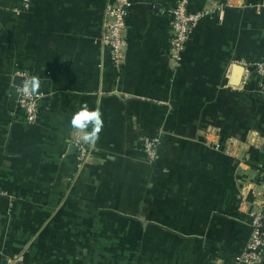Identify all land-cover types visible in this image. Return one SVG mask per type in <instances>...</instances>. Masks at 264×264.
I'll return each mask as SVG.
<instances>
[{"label": "crops", "instance_id": "1", "mask_svg": "<svg viewBox=\"0 0 264 264\" xmlns=\"http://www.w3.org/2000/svg\"><path fill=\"white\" fill-rule=\"evenodd\" d=\"M106 2L0 0V264H232L264 198V79L246 66L264 62V0H190L223 11L176 72L175 0H129L120 70ZM29 79L35 124L16 106ZM82 105L102 114L94 145L70 124Z\"/></svg>", "mask_w": 264, "mask_h": 264}, {"label": "built area", "instance_id": "2", "mask_svg": "<svg viewBox=\"0 0 264 264\" xmlns=\"http://www.w3.org/2000/svg\"><path fill=\"white\" fill-rule=\"evenodd\" d=\"M29 0H23L24 7H28ZM190 0H175V4L169 11V40L168 56L170 59V70L176 72L182 63V54L185 51L192 33L198 22L210 16L213 12L219 11L222 15V7H210L203 11L190 12ZM130 7L129 0H107L104 10V21L101 34V44L107 50L111 64L120 70L126 61L125 49L127 41L126 16ZM255 74L264 79V62L246 64ZM18 88L16 93L17 109L23 114L27 124H35L38 114L39 102L42 95L35 91L24 92V85ZM264 91V84L261 85ZM158 137L146 138L143 142L145 157L150 163L159 160ZM82 155H85L84 147L77 143ZM264 255V198L259 211L253 216L251 222V234L243 250L236 254L232 264H262Z\"/></svg>", "mask_w": 264, "mask_h": 264}, {"label": "clouds", "instance_id": "3", "mask_svg": "<svg viewBox=\"0 0 264 264\" xmlns=\"http://www.w3.org/2000/svg\"><path fill=\"white\" fill-rule=\"evenodd\" d=\"M37 87V81L29 79L24 85V92L34 91ZM71 126L79 130L82 135L80 139L89 145H94L99 138V133L103 127L102 114L99 109L90 110L87 105H82L73 113Z\"/></svg>", "mask_w": 264, "mask_h": 264}, {"label": "water", "instance_id": "4", "mask_svg": "<svg viewBox=\"0 0 264 264\" xmlns=\"http://www.w3.org/2000/svg\"><path fill=\"white\" fill-rule=\"evenodd\" d=\"M18 80H20V79H18Z\"/></svg>", "mask_w": 264, "mask_h": 264}]
</instances>
